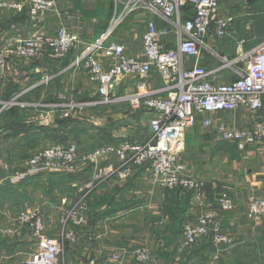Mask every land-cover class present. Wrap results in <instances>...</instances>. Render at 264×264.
Instances as JSON below:
<instances>
[{
    "label": "crops",
    "instance_id": "crops-1",
    "mask_svg": "<svg viewBox=\"0 0 264 264\" xmlns=\"http://www.w3.org/2000/svg\"><path fill=\"white\" fill-rule=\"evenodd\" d=\"M22 1L0 0V5ZM56 1L54 10L36 20L0 6V54L19 40L54 35L61 28L80 39L63 61L46 49L33 60L7 59L5 69L0 68V103L17 100L29 105L27 109L16 105L0 114V264H25L40 250L31 231L18 223L20 215L40 209L45 235L62 240V213L86 194L89 223L76 229V243L66 242L61 264H141L136 259L141 248L150 251L149 264H204L217 248L214 242L205 240L193 249L182 250L180 241L184 225L208 212L217 214L222 229L234 239L216 264H264V217L256 221L247 215L251 198L264 199V145L240 151L235 143L221 140L214 130L222 123L245 131L255 121L264 122V107L258 115L243 111L210 114V130L199 117L187 131L178 162L185 176L199 181L197 190L162 189L145 168L127 180L108 170L104 178L95 179L98 171L118 164L115 157L100 163H82L74 174H41L12 184L22 172L24 161L46 144L75 142L80 152L86 153L102 144L144 142L154 116L147 108L136 110L132 105L139 79L126 78L108 97L90 80L86 70L74 65L110 30L116 0ZM235 6L224 2L222 13L229 14ZM153 20L159 27H166L150 12H134L107 42L121 44L129 57L144 60L143 35ZM252 40L249 38L250 44L244 47L245 40L239 41L233 35L218 39L211 31L196 64L204 71L219 70L211 77L216 84L234 82L239 76L237 71L245 65L222 67L252 51ZM101 62L107 67L112 61L103 57ZM43 77H48L49 82L42 83ZM144 82L150 90L164 85L156 69ZM69 104L75 110L69 118H62L60 105ZM42 114L46 115L44 120L40 118ZM224 196L233 201L230 211L220 207L219 200ZM8 230L13 234L4 235Z\"/></svg>",
    "mask_w": 264,
    "mask_h": 264
},
{
    "label": "built area",
    "instance_id": "built-area-1",
    "mask_svg": "<svg viewBox=\"0 0 264 264\" xmlns=\"http://www.w3.org/2000/svg\"><path fill=\"white\" fill-rule=\"evenodd\" d=\"M240 1L116 0L117 7L110 30L74 65L86 70L90 80L97 83L99 90L108 97L126 78L139 79L137 91L131 99L134 109L147 108L154 114L149 123L148 138L144 142L125 140L115 144H102L83 154L75 142L68 145L54 143L25 160L22 172L13 178L12 184L41 174H74L82 163H100L115 157L118 164L98 171L95 179L104 178L105 171L108 170L127 180L145 168L162 189H199V181L185 176L184 167L178 162V157L185 148L187 131L196 124L199 117L204 119V126L210 130L213 128V122L208 117L210 114L243 111L258 115L264 107V42L252 51L226 62L222 68L245 65L237 71L238 78L228 84H216L211 80L219 70L204 71L196 64L211 31L218 39L228 36L234 17L222 13L223 3L237 4ZM0 6L16 15L27 14L36 20L54 10L57 1L24 0L4 2ZM138 11L150 12L166 24V27L161 28L154 20L148 22L143 35L144 60L129 57L121 44L107 42L112 32L128 16ZM79 41L78 35L64 28L54 35H38L19 40L13 46H7L0 54V68L2 71L5 69L7 59L14 57L33 60L46 49L54 58L63 61ZM103 57L112 61L107 67L101 62ZM155 69L161 73L164 85L161 89L150 90L144 80ZM49 80L48 77H43L42 83H48ZM16 105L22 109L29 108L28 104L17 100L2 102L0 114ZM60 107L62 118H69L75 110L71 104ZM40 118L44 120L46 115L42 114ZM214 130L221 140L235 143L240 151L264 145L263 121L253 122L245 131L228 128L222 123L215 126ZM5 169L8 170L9 167ZM88 197V194L84 195L75 206L62 213L59 220L65 231L62 240L45 235L46 225L40 209L19 216L18 223L31 231L40 246V250L25 264H61L66 242L76 243L75 229L89 223ZM219 203L223 211L234 208L233 201L227 196L222 197ZM247 215L256 221L261 220L264 217V199L251 198L247 205ZM3 233L11 235L13 231ZM182 235V250L193 249L205 240H211L217 245L204 264H216L224 251L234 244V239L222 229L217 214L212 212L205 213L196 222L185 224ZM114 257L118 258L117 255ZM136 259L141 264H149L151 253L147 248H141L136 252Z\"/></svg>",
    "mask_w": 264,
    "mask_h": 264
},
{
    "label": "rangeland",
    "instance_id": "rangeland-1",
    "mask_svg": "<svg viewBox=\"0 0 264 264\" xmlns=\"http://www.w3.org/2000/svg\"><path fill=\"white\" fill-rule=\"evenodd\" d=\"M229 11H230L229 15L236 18L237 23L232 24L230 26L228 30V35L236 36L237 40L239 39V41L245 40L242 43L244 47H247L250 44L249 38H253L252 43L254 42L255 47L259 46L264 42V2L253 3L249 0H243L241 4H236V6L233 7V11L232 8L231 10L229 9ZM225 14H227V12ZM231 58H233V56H231ZM48 145L49 144H46L44 148H46Z\"/></svg>",
    "mask_w": 264,
    "mask_h": 264
}]
</instances>
